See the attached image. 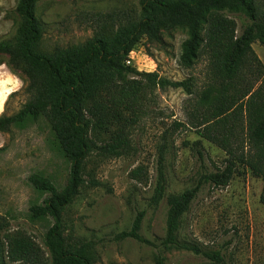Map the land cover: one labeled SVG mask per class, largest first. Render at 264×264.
Masks as SVG:
<instances>
[{
    "label": "trees",
    "instance_id": "1",
    "mask_svg": "<svg viewBox=\"0 0 264 264\" xmlns=\"http://www.w3.org/2000/svg\"><path fill=\"white\" fill-rule=\"evenodd\" d=\"M40 0H18L14 32L0 39V65H7L25 83L26 102L15 114L0 116V133L43 127L51 150L69 166L64 187L44 173L28 181L43 200L30 208L31 221H48L44 237L49 255L23 231H4L0 223V264H95L94 243L68 233L64 220L86 185L88 163L121 158L132 148V135L147 115L156 89H182L189 97V128L202 140L218 145L226 159L215 172L203 175L195 188L168 198L167 232L160 246L188 251L221 263L220 253L203 251L180 240L183 216L202 183L227 187L240 167L264 181V63L253 45L264 46V0H141L140 12L116 27L104 25L86 42L47 51L46 26L38 16ZM246 19L241 32L235 18ZM183 29L179 65L189 77L173 81L158 72L139 71L127 61L143 39L159 42L164 31ZM203 64L200 74L195 71ZM201 76V78H200ZM186 127L178 123L176 128ZM188 127V126H187ZM202 140L195 149L204 158ZM8 145L0 148V155ZM169 137L159 150L158 179L152 204L164 198ZM145 177L143 167L132 172ZM89 184L100 183L90 178ZM144 214L135 218L119 240L155 244L141 235ZM157 264H165L163 257Z\"/></svg>",
    "mask_w": 264,
    "mask_h": 264
},
{
    "label": "rangeland",
    "instance_id": "2",
    "mask_svg": "<svg viewBox=\"0 0 264 264\" xmlns=\"http://www.w3.org/2000/svg\"><path fill=\"white\" fill-rule=\"evenodd\" d=\"M140 1L40 0L37 13L46 26L43 47L52 51L84 43L100 27H116L137 16ZM17 3L18 0H0V39L14 32ZM235 18L241 32L247 20ZM186 38V31L174 29L164 31L159 42L143 39L133 51V67L158 72L173 81L185 80L190 73L180 67L179 58ZM253 49L264 63V46L256 43ZM202 70L203 64L195 73ZM26 99L23 79L1 64L0 116L17 113ZM190 111L189 97L182 89H156L147 115L132 135L131 152L121 158H91L87 169L92 177L86 176L87 183L64 220L70 235L94 243L95 264H157L158 257H163L165 264H264V181L244 167L227 187L202 183L178 232L180 240L194 243L203 251L220 253L221 263L160 246L167 232L168 198L198 186L203 175L215 172L227 157L218 145L202 140L196 130L189 128ZM178 123L188 127L176 128ZM166 134L167 188L163 200L154 206L159 150ZM199 140L204 158L195 149ZM7 145L0 155V223L4 231L25 232L49 255L44 237L51 223L31 221L30 208L43 198L28 179L41 172L62 188L69 166L51 150L43 127L17 131L12 141L9 135L0 133V148ZM138 167L145 171L141 180L132 176ZM90 178L100 185H90ZM140 213L144 214L140 233L155 246L118 239L120 233L131 229Z\"/></svg>",
    "mask_w": 264,
    "mask_h": 264
},
{
    "label": "built area",
    "instance_id": "3",
    "mask_svg": "<svg viewBox=\"0 0 264 264\" xmlns=\"http://www.w3.org/2000/svg\"><path fill=\"white\" fill-rule=\"evenodd\" d=\"M132 54H133V52L131 53V55H130L128 61H127L128 65H132V60H133Z\"/></svg>",
    "mask_w": 264,
    "mask_h": 264
}]
</instances>
